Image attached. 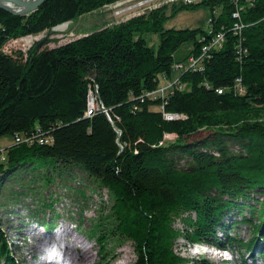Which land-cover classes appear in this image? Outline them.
Segmentation results:
<instances>
[{"label":"trees","instance_id":"1","mask_svg":"<svg viewBox=\"0 0 264 264\" xmlns=\"http://www.w3.org/2000/svg\"><path fill=\"white\" fill-rule=\"evenodd\" d=\"M117 1L45 0L25 15L0 9V139L13 142L0 152V205L16 185L26 194L25 186L76 178L106 191L111 234L133 242L134 264H217L184 257L179 238L239 252V264L264 260V120L246 111L264 106V0L173 1L169 12L154 6L28 55L8 46ZM199 6L210 9L208 31L163 28L170 15ZM220 31L224 42L203 69L180 73L184 88L144 95L170 74L182 43H191L187 57L198 53L202 35ZM147 32L159 34L156 49ZM238 76L243 93L234 89ZM94 85L106 113L85 115ZM162 111L181 117L167 120ZM53 203L41 205L49 217L47 209L37 213L49 230L61 217ZM15 242L0 231V264H19Z\"/></svg>","mask_w":264,"mask_h":264},{"label":"rangeland","instance_id":"2","mask_svg":"<svg viewBox=\"0 0 264 264\" xmlns=\"http://www.w3.org/2000/svg\"><path fill=\"white\" fill-rule=\"evenodd\" d=\"M173 1L187 3V0ZM171 3L172 0H119L64 22L66 25L62 29L50 28L37 34L21 36L10 40L8 46L20 48L24 54L28 55L39 43V46L53 47L88 31L112 25L133 14L145 12L154 6L166 4L167 12H169ZM235 10L238 11L239 9L236 8ZM210 14V9L207 6L180 10L164 21L163 28L190 29L201 27L208 31L207 19ZM237 22L238 25L243 26L241 20L238 19ZM143 37L147 45L153 49L157 48L158 33L147 32L144 33ZM190 47L191 43L185 42L176 49L171 72L170 74L159 75L157 85L152 89L155 94L158 95L163 92L166 94L173 86L184 88L185 85H179L177 82L180 73L189 69V64L194 61L191 59L192 54L185 57ZM200 63L197 65L199 66ZM93 90L94 87L92 86ZM89 101L91 100L87 98L86 106ZM246 111L250 118L264 120V106L252 105ZM38 137L37 134L35 138L38 139ZM174 137V134L164 136L165 140H173ZM12 143L11 136L2 137L0 139V152L4 153ZM84 183L83 180L76 178L67 182L56 179L50 185L25 186L22 189L26 194H18L19 185L12 188L13 191H18L15 192L17 195L14 192H9L5 200L2 201L7 205L4 208L0 205V231L10 242L16 241L14 251H16L15 256L19 259V264H54L55 260H60L63 255L70 259L74 258L73 264H134L136 251L133 242L130 239L111 234L112 229L108 226L107 207H104L110 205L106 191L98 189L94 184L86 186ZM14 199L16 200L15 203L13 202ZM102 201L105 202V205ZM43 203H53L54 209L61 213V217L55 220L56 227L50 230L37 223V213L40 209H47L45 211L47 212L46 218L52 214L51 209L41 206ZM175 225L180 227L178 219H176ZM77 227L80 228L79 232L76 230ZM36 236L42 239L41 243L36 240ZM239 236L246 238L249 236V232L246 228L241 227ZM44 249L47 253L45 260L41 256ZM56 249L59 250L58 253H56ZM176 250L184 257L196 258L201 256L217 264L223 261H227L226 264H239L241 256L239 252L231 253L228 250H219L207 244L193 243L187 245L183 238L177 240ZM52 254L54 255L52 256ZM243 256L250 262V255L245 254ZM254 264H264V260H256Z\"/></svg>","mask_w":264,"mask_h":264},{"label":"built area","instance_id":"3","mask_svg":"<svg viewBox=\"0 0 264 264\" xmlns=\"http://www.w3.org/2000/svg\"><path fill=\"white\" fill-rule=\"evenodd\" d=\"M194 1H198V0H187V3H192ZM233 1H237V0H233ZM233 16H238V11H235L233 13ZM242 26L238 25V23H235L234 26H233V31L238 33L240 28ZM202 40V45L200 47V50L199 52L196 54V55H192L191 56V59H194L193 63L192 64H189L190 66V69L191 70H201L203 69V63L205 60L208 59V57H210V50L212 48H218V47H221L223 42H224V33L223 32H216L214 34H212L210 36V38L208 39H205V37L203 36L201 38ZM205 40V41H204ZM237 53H240V48L237 49ZM200 63V65L198 66L197 63ZM240 77H236L234 79V89L238 91V93H243L244 92V89L242 87V85L240 84ZM172 85V84H170ZM94 90H95V94H94V90L92 91V88H89L88 90V98L91 100L88 102L87 106H86V109L84 111L85 115H90L93 113V111L95 109H103L105 110V113H106V109L103 107V105L101 104V102L98 100L97 98V86L94 85ZM162 91V90H161ZM216 92L217 93H221L222 92V89L221 88H217L216 89ZM153 90L151 91H146L144 92V95L145 96H151V97H156V96H160V97H163L165 95V93H161V94H155ZM161 109L162 108V105H161ZM162 115L164 116L165 119L167 120H172V119H178L181 117V114H178V113H168V112H165V111H162ZM19 138H16V141H18ZM41 142V140H40Z\"/></svg>","mask_w":264,"mask_h":264},{"label":"water","instance_id":"4","mask_svg":"<svg viewBox=\"0 0 264 264\" xmlns=\"http://www.w3.org/2000/svg\"><path fill=\"white\" fill-rule=\"evenodd\" d=\"M44 1L45 0H0V9H3L12 14L25 15L38 8ZM3 2H11L12 4L19 7V9L13 10L9 8L7 5H5V3L3 4ZM39 44H37L36 47H38Z\"/></svg>","mask_w":264,"mask_h":264},{"label":"bare ground","instance_id":"5","mask_svg":"<svg viewBox=\"0 0 264 264\" xmlns=\"http://www.w3.org/2000/svg\"><path fill=\"white\" fill-rule=\"evenodd\" d=\"M172 2H173V0H172ZM5 3V5H7L9 8H11V9H15V10H18L19 9V7H17L16 5H14V4H12L11 2H3V4ZM149 9H151V8H149ZM148 9V10H149ZM210 20H211V17L209 16L208 17V19H207V22H210ZM66 25V23H64V24H59V25H56V26H54V27H52L54 30H57V29H62L64 26ZM96 110V109H95ZM94 110V111H95ZM101 110H103V109H101ZM103 112H105V110H103ZM35 233V232H34ZM36 240L39 242V243H41L42 242V239L40 238V237H37L36 236ZM43 245V244H42ZM32 249H34L33 247H32ZM56 253H58V251L59 250H57L56 249ZM72 251V250H71ZM46 251H45V249H44V252H42V254H41V256H42V258L45 260L46 259ZM54 254H52V256H53ZM74 255H76V253H74ZM75 261V259L74 258H72V259H70V258H68V257H66L65 255H63L62 257H60V260L59 259H56L55 260V263L54 264H73V262Z\"/></svg>","mask_w":264,"mask_h":264}]
</instances>
